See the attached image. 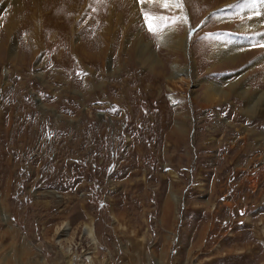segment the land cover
Listing matches in <instances>:
<instances>
[{"label": "rangeland", "instance_id": "1", "mask_svg": "<svg viewBox=\"0 0 264 264\" xmlns=\"http://www.w3.org/2000/svg\"><path fill=\"white\" fill-rule=\"evenodd\" d=\"M12 1L0 264H264V47L251 43L264 28L241 27L250 3ZM144 12L181 17L186 43L149 32ZM222 44L240 46L234 60L212 56Z\"/></svg>", "mask_w": 264, "mask_h": 264}, {"label": "bare ground", "instance_id": "2", "mask_svg": "<svg viewBox=\"0 0 264 264\" xmlns=\"http://www.w3.org/2000/svg\"><path fill=\"white\" fill-rule=\"evenodd\" d=\"M256 1L257 2L254 5L253 4H250V6H252V7H250V8H252V13H251V16L248 15L247 19H243V21H242L243 23L241 24L242 25L241 26L242 28L253 29V30L263 29L264 28V15H262V16H256L255 15V13L257 11L264 12V0H256ZM12 2H13V4H16L17 3V0H13ZM6 3L8 4V0H5V2L4 1L0 2V6L4 8ZM133 3H135V8L138 7L137 4L139 5V7L141 5V4H139L137 2V0H133ZM38 4L39 3H37V5L35 6L37 9H38V7H37ZM45 15H47V14H45ZM245 15H246V13H245ZM42 21H44V18H43V20L41 19V22ZM8 25L9 24H7V26L5 27V29L8 27ZM11 26L13 27V25H11ZM8 28H10V26ZM36 33H37V31H36ZM168 33H170L169 35H170V38H171L172 42L175 43L174 45L183 46L186 43L185 36H183L182 38H179L176 35L177 31L175 29L173 31H171V32H168ZM38 37H41L40 34H39V27H38V33L36 34V36L33 37L34 38V41H36V39ZM0 42H3L2 37H0ZM239 48H240L239 45L238 46H236V45H233L232 46L231 45V46L228 47L227 45H223L222 44V45H220V47H218V46L216 47L215 46L214 49H212L211 52H212V56H214V58L222 56L224 59H232V60H234L233 58L239 53ZM77 49H79L81 51V53L83 55H85L86 52H84L83 47H80V48H77ZM77 49L75 51H78ZM258 92L264 93V90L261 89V90H258ZM208 93H209V91H208ZM261 96H262V94H261ZM90 232H91V230L88 233H90Z\"/></svg>", "mask_w": 264, "mask_h": 264}, {"label": "snow or ice", "instance_id": "3", "mask_svg": "<svg viewBox=\"0 0 264 264\" xmlns=\"http://www.w3.org/2000/svg\"><path fill=\"white\" fill-rule=\"evenodd\" d=\"M137 2L141 5L158 3L162 7V9H165V10H168L171 8H182L183 7V0H137ZM246 3H250L254 5L256 3V0H246ZM255 15L262 16L264 15V12L257 11ZM180 19L181 17H177L173 19L171 23H169L168 22L169 17L167 16L150 15L147 12L143 13V20H144L145 28L151 33H156L157 31H160L162 33V38L163 36H166L168 32H171L174 30L172 25L175 24ZM157 20L164 22L162 27L157 25L156 23ZM251 43L253 47L255 46L264 47V42L252 41Z\"/></svg>", "mask_w": 264, "mask_h": 264}]
</instances>
